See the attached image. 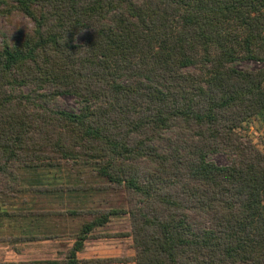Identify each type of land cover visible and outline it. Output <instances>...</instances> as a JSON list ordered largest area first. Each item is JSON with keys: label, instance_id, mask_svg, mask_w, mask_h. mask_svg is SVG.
I'll return each instance as SVG.
<instances>
[{"label": "trees", "instance_id": "trees-1", "mask_svg": "<svg viewBox=\"0 0 264 264\" xmlns=\"http://www.w3.org/2000/svg\"><path fill=\"white\" fill-rule=\"evenodd\" d=\"M13 14L33 25L0 40V195L59 190L18 170L68 161L127 194L68 209L83 223L61 259L16 264L106 263L78 254L123 215L135 264H264V150L242 134L264 67H240L264 63V0H0Z\"/></svg>", "mask_w": 264, "mask_h": 264}, {"label": "rangeland", "instance_id": "rangeland-1", "mask_svg": "<svg viewBox=\"0 0 264 264\" xmlns=\"http://www.w3.org/2000/svg\"><path fill=\"white\" fill-rule=\"evenodd\" d=\"M32 25L33 21L24 15L13 14L11 18L0 17V40L4 34L10 36L15 34L18 27L26 28ZM240 67L258 69L264 67V63L247 61L240 64ZM62 99L64 107L67 109L77 106V100L72 96H62ZM242 134L245 136L244 138L252 139L260 149L264 150V114L256 116L245 124ZM212 159L219 165L229 164V158L225 153L215 154ZM95 166L96 162L94 161H68L58 168H41L34 172L19 169L18 172L25 186H28L30 182L35 184L40 177L43 179L42 182L49 181L47 186H61V189L56 191H31L23 195L30 196L33 204L31 210H43L46 213L49 212L48 214L50 212H64L65 214H61V216L41 217L42 224L34 225L37 227L38 232L43 233L47 229H53L57 226L62 233L57 237H52V240L15 244V250H13L12 245L0 246V257L8 260L52 257L58 252V249H61L62 255H65L68 249L73 246L74 237L76 239V230L83 223L82 218L75 219L69 216L67 214L68 209L105 210L111 207H126L127 194L123 188H91L105 187L108 183L106 179L97 176ZM68 186H78L79 188L69 190ZM19 200L28 202L27 198ZM24 222L21 220L16 222L18 231L26 226ZM19 225H22V227L19 228ZM130 229L128 215L113 217L107 225L94 231L93 235L86 241L85 249L80 253V256L90 260H107L106 263L90 264H135L133 261L135 256L133 240L131 237L123 235L129 232Z\"/></svg>", "mask_w": 264, "mask_h": 264}, {"label": "crops", "instance_id": "crops-1", "mask_svg": "<svg viewBox=\"0 0 264 264\" xmlns=\"http://www.w3.org/2000/svg\"><path fill=\"white\" fill-rule=\"evenodd\" d=\"M19 195L20 196L0 195V229H1L0 246L12 245L13 250H15L14 249L15 244L33 243L43 240H52L53 239L52 237L55 236L57 237L62 233L60 228L57 226H55L53 229L49 228V230L46 228L47 230L43 233L38 232L37 227H35L34 225L42 224L41 217H47L49 215L56 216V214L52 212H50V214H47L43 210H33V209L31 210L30 208H32L33 204L30 200V196L23 194L22 195L19 194ZM18 198L19 199L27 198L28 202H26L25 200L20 201ZM4 210L6 212H3ZM32 213H38L39 215H32ZM20 220L23 222L25 221L24 223L26 226L22 224L24 226L22 229L20 228L22 227V225H19L18 227L20 228L19 229L20 231H18V229H16L17 226L16 222H19ZM78 230H76V233L78 232ZM28 236L32 238L33 236H40V239L25 240L24 238ZM74 241H75V237H74ZM80 253L78 254L79 257H81ZM62 257L63 255L61 253V249H58V252H56V254L52 257H44V258L34 257V258L22 259V260H18V259L8 260V259H4L3 257H0V264H16L18 262L57 260V259H61Z\"/></svg>", "mask_w": 264, "mask_h": 264}]
</instances>
